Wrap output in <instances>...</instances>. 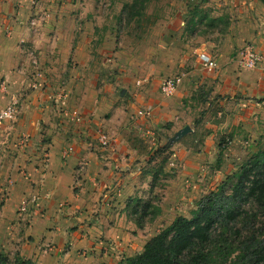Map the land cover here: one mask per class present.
<instances>
[{
    "label": "crops",
    "instance_id": "0c3cea01",
    "mask_svg": "<svg viewBox=\"0 0 264 264\" xmlns=\"http://www.w3.org/2000/svg\"><path fill=\"white\" fill-rule=\"evenodd\" d=\"M208 5L213 35H198L199 42L192 45L163 43L166 64L182 75L172 98L165 100L159 85L143 84L132 85L127 92L121 89L120 96L126 97L118 101L117 84L101 75L105 64L98 55H104L111 42L96 34L100 15L95 12L90 20L88 10L61 12L49 0H0V109L11 100L18 104L15 119L0 123L3 246L18 240L17 252L37 264H117L134 249L142 250L155 233L151 235L147 225L135 229L138 237H144L139 245V238L129 235L133 226L125 203L135 195L140 198L146 184L151 187L156 170L150 147L131 135V128L143 129V124L146 129H162V123L169 121L175 133L193 104L200 106L202 99L212 100L216 94L233 99L234 111L236 107L244 111L246 105L249 112L254 111L255 105L264 102H255V97L264 95L263 4L260 0H209ZM32 16L41 18L36 26L29 23ZM247 42L262 55L253 69L242 68L237 61L238 50ZM201 52L215 58L213 71L202 67ZM59 95L65 96L70 110L79 112V121L60 106ZM183 96L192 99L184 104ZM140 107L150 115L140 117ZM217 112L221 118L222 112ZM234 116L233 123L239 122L241 118ZM101 131L109 137L105 148L98 142ZM207 139L201 145L210 148ZM68 147L72 151L64 154ZM185 153L177 152L178 161L190 185L199 175L197 161L207 156L206 148ZM152 188L156 194L157 186ZM33 195L37 199L31 204H35L31 222H18L20 202ZM164 202L165 197L159 221L167 216Z\"/></svg>",
    "mask_w": 264,
    "mask_h": 264
},
{
    "label": "rangeland",
    "instance_id": "374dc122",
    "mask_svg": "<svg viewBox=\"0 0 264 264\" xmlns=\"http://www.w3.org/2000/svg\"><path fill=\"white\" fill-rule=\"evenodd\" d=\"M49 2L61 12L70 10L74 14L77 10H88L86 19L92 20L95 12L101 16L96 34L102 40L107 36L106 43L111 42L108 51L104 55L100 53L98 55L105 64L101 75L103 80L105 77L107 82L117 84L115 96L118 101L126 97V95L120 96L121 89L125 88L127 92V90L131 91L132 85L138 87L143 84H154L153 86L157 87L164 78L182 76L181 70L171 69L166 64L162 55L165 51L163 46H166L164 42L172 44L171 47L174 42L192 45L199 42L200 36L198 35H203V37L213 35L209 24L212 18L207 12L208 10L211 12L212 9L208 5L209 0H146L144 3H140L139 0H49ZM110 15L112 17H109ZM180 21L183 23L180 24ZM79 22L76 19L77 25ZM94 42L96 40H93V44ZM91 49L93 50L94 47ZM170 50L172 51L173 48ZM202 53L206 52L198 54V58ZM173 95L161 96L168 100ZM190 97L183 96V103H188L186 100L192 99ZM221 97L223 100L220 99ZM225 97L226 95L216 94L212 100L218 99L217 102L202 99L200 106L193 104L189 117L181 118L179 125L181 128L187 122L193 130L195 129V132L188 133L177 141L170 142L174 129L173 123L169 121L162 123V129L154 127L146 129L143 124H141L143 129L131 128V135L143 139L150 147L148 154L154 160L151 164L156 170L155 175L151 176L152 180L155 176L156 194H153V188L146 184L140 198L143 202L151 200L154 205L161 206L165 197L167 202H164L166 210L164 216H167L161 221L157 217L160 213L155 216H145L141 221V226L137 223L139 215L132 213L133 206L128 203L129 200H126L127 220L133 226V230L128 229L129 235L138 237L135 229L142 230L145 225L149 228L151 235L156 234L171 223L174 215L190 217L193 210V214L196 212L198 202L203 196L216 190L227 176H231L244 161L264 146V102L255 105L256 101L264 100V95L261 98L255 97V102L251 103L255 105L256 110L252 109L250 112L247 110L248 105L242 108L244 111H241L240 107H236L234 111L233 99H225ZM207 102L213 103V107L207 106ZM218 108L220 110H217ZM141 109L145 108L140 107L139 110ZM217 111L222 112L221 118H218ZM235 114L241 119L233 123ZM138 115L141 117L144 113ZM167 122L170 125L167 126ZM231 124L229 130L227 126ZM205 138H208L210 148L203 143L201 145V141ZM203 147L206 148L207 156L202 155V160L197 161L199 175L192 180V184L187 185L190 183L187 181L189 180L188 173L183 171V163L178 161L179 153L177 152L185 150V154L188 152L191 154L200 151ZM159 163L161 165L158 168ZM232 183L233 180L228 181L225 188L226 194H230ZM34 206H31L25 214L20 211L19 204L16 210L17 221H24L28 225L32 220L31 213ZM241 210L242 215L237 221L229 223L226 233L221 235L219 226H216L212 232L211 241L207 246L210 251L215 252L222 244L223 238H226L224 243L229 246L218 264H264V262L257 263V258L253 254V248L257 247L258 243L261 244L264 239V209L249 199L241 205ZM36 212L38 215L39 212ZM138 238L139 245L143 244L144 237ZM18 242V240L11 241L4 246L0 243V252L12 260L18 251ZM138 251V248L134 249L129 256L137 254Z\"/></svg>",
    "mask_w": 264,
    "mask_h": 264
},
{
    "label": "trees",
    "instance_id": "16d2710c",
    "mask_svg": "<svg viewBox=\"0 0 264 264\" xmlns=\"http://www.w3.org/2000/svg\"><path fill=\"white\" fill-rule=\"evenodd\" d=\"M145 1L139 0L140 3ZM260 2L264 6V0ZM211 22L213 23L214 19ZM166 125L170 124L167 122ZM154 180L155 176L151 188L154 186ZM231 180H233L231 192L226 194V185ZM249 199L264 209V146L244 161L231 176H227L216 190L203 196L194 214L193 210L190 217L175 216L170 224L144 243L139 253L125 257L117 264H218L229 246L224 243L226 238H223L220 247L215 252L210 251L207 246L211 241L212 232L219 226L221 235L226 233L229 223L237 221L242 215L241 205ZM128 200L133 206L132 213L139 215L137 220L139 225L143 217L160 213V206L154 205L151 200L143 202L138 197ZM258 244L253 248L257 263L264 262V239ZM0 264L37 263L24 258L19 252L14 254L12 260L0 252Z\"/></svg>",
    "mask_w": 264,
    "mask_h": 264
},
{
    "label": "built area",
    "instance_id": "2783aa9c",
    "mask_svg": "<svg viewBox=\"0 0 264 264\" xmlns=\"http://www.w3.org/2000/svg\"><path fill=\"white\" fill-rule=\"evenodd\" d=\"M39 20H41V18L32 16V18H30L29 20V23L32 26H36ZM261 60H262V55L249 42L243 44L242 47L238 50L237 61H238V65H240L242 68L253 69L257 66L258 63H260ZM199 61L202 67L205 68L207 71H213L217 67V62L215 58H213L212 55L210 54L202 53L201 55H199ZM180 81H181V77L179 76L164 78L160 83L159 92L163 97H169L173 95ZM58 100L60 106H62V108L68 111L74 120L79 121L81 119L79 117V112H77L76 110H70L67 107V103L64 95H59ZM17 113H18V104L15 100H11L4 108L0 109V123L15 119ZM143 113L144 116L150 115L146 109L144 110L141 109L138 111V114L140 115H142ZM98 142L101 147L104 148L107 147L109 144L108 135L102 131L99 132ZM71 151H72V147H68L64 151V154H68ZM36 199H37L36 195H33L30 198L22 199L20 203V211H23L25 214H27L28 211L30 210L31 204L34 203Z\"/></svg>",
    "mask_w": 264,
    "mask_h": 264
},
{
    "label": "water",
    "instance_id": "95a60500",
    "mask_svg": "<svg viewBox=\"0 0 264 264\" xmlns=\"http://www.w3.org/2000/svg\"><path fill=\"white\" fill-rule=\"evenodd\" d=\"M124 93V90L121 91V94ZM193 130L189 124H184L180 129H178L174 135L170 138V142L177 141L181 137L185 136L188 133H191Z\"/></svg>",
    "mask_w": 264,
    "mask_h": 264
}]
</instances>
